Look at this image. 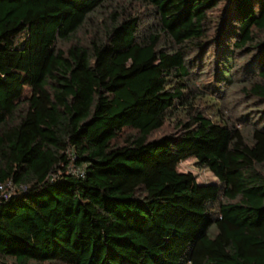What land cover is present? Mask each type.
I'll return each instance as SVG.
<instances>
[{
    "label": "trees",
    "instance_id": "1",
    "mask_svg": "<svg viewBox=\"0 0 264 264\" xmlns=\"http://www.w3.org/2000/svg\"><path fill=\"white\" fill-rule=\"evenodd\" d=\"M134 1L150 24L118 0H0V264H264V0ZM212 26L219 83L248 55L251 142L188 99Z\"/></svg>",
    "mask_w": 264,
    "mask_h": 264
},
{
    "label": "rangeland",
    "instance_id": "2",
    "mask_svg": "<svg viewBox=\"0 0 264 264\" xmlns=\"http://www.w3.org/2000/svg\"><path fill=\"white\" fill-rule=\"evenodd\" d=\"M117 4L124 7L126 12H137L143 23L149 21L150 24L152 22V15L148 9L138 2L134 0H118ZM221 9L222 6L219 5L211 11V19L217 20ZM100 16L99 14L98 17ZM210 23L211 25L214 24V22ZM99 25V19L93 18L73 37L71 42L90 37L93 30ZM140 28L143 30L141 32L143 36H147L149 31H151L150 25L146 27L141 23ZM213 31L214 27L212 26L210 32L208 31V34L204 37L203 47L199 48L195 45L186 47L188 49L187 58L192 63H195V67L190 69L192 72L187 80L188 99L193 97L194 108L206 116L212 117L218 110L216 112L218 116L235 124L242 131L245 140L251 142L252 129L261 125L260 123L262 122L260 111H258V109L262 108V105L259 100L248 93L250 83L255 80L254 74L246 66L248 55L242 57L240 52L235 54V58L231 63L232 82L219 83L214 75L216 70L215 48L208 45V40L212 36L211 33ZM161 43V45H165L163 41ZM69 44L70 42L64 41L59 42L58 45L66 48ZM243 116L247 118L243 120ZM184 118L185 115L182 111L175 113L159 131L153 134V137L173 132L177 121ZM71 170L74 169L72 168ZM179 170L193 173L199 183H218L212 173L205 168L198 167L192 157L180 162Z\"/></svg>",
    "mask_w": 264,
    "mask_h": 264
},
{
    "label": "built area",
    "instance_id": "3",
    "mask_svg": "<svg viewBox=\"0 0 264 264\" xmlns=\"http://www.w3.org/2000/svg\"><path fill=\"white\" fill-rule=\"evenodd\" d=\"M70 171H73V170H70ZM0 190L2 191L1 196L3 197H9L16 192L15 186L10 181L1 185Z\"/></svg>",
    "mask_w": 264,
    "mask_h": 264
}]
</instances>
